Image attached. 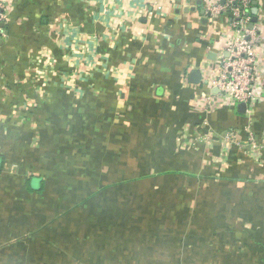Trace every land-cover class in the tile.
<instances>
[{"label": "crops", "instance_id": "obj_1", "mask_svg": "<svg viewBox=\"0 0 264 264\" xmlns=\"http://www.w3.org/2000/svg\"><path fill=\"white\" fill-rule=\"evenodd\" d=\"M0 3V264H264V94L212 83L225 0Z\"/></svg>", "mask_w": 264, "mask_h": 264}, {"label": "built area", "instance_id": "obj_2", "mask_svg": "<svg viewBox=\"0 0 264 264\" xmlns=\"http://www.w3.org/2000/svg\"><path fill=\"white\" fill-rule=\"evenodd\" d=\"M255 0H225L224 4L214 3L210 8L214 15H225L232 19L235 35L227 42L225 56L221 55L218 70L212 81L218 90V97L227 101L232 107L246 104L247 110L261 101L264 94V81L260 78L261 65L259 55V34L252 21ZM158 9H161L156 2ZM10 6L0 3V37L4 33V24L8 18ZM236 131L226 132L223 141L228 145H240ZM248 141L255 146V140L249 136ZM254 148H257L255 146Z\"/></svg>", "mask_w": 264, "mask_h": 264}, {"label": "water", "instance_id": "obj_3", "mask_svg": "<svg viewBox=\"0 0 264 264\" xmlns=\"http://www.w3.org/2000/svg\"><path fill=\"white\" fill-rule=\"evenodd\" d=\"M253 4H254L255 8H253V10H252V21H251V24H250V28H253L254 23L257 22V14H258L257 5H258V0H255ZM238 111L240 113L245 114L247 112V105L246 104H240L238 106Z\"/></svg>", "mask_w": 264, "mask_h": 264}, {"label": "rangeland", "instance_id": "obj_4", "mask_svg": "<svg viewBox=\"0 0 264 264\" xmlns=\"http://www.w3.org/2000/svg\"><path fill=\"white\" fill-rule=\"evenodd\" d=\"M212 264H216V263H212ZM219 264V263H218Z\"/></svg>", "mask_w": 264, "mask_h": 264}]
</instances>
